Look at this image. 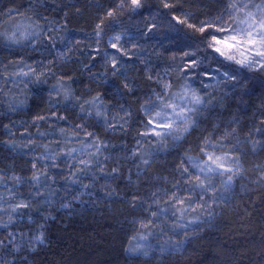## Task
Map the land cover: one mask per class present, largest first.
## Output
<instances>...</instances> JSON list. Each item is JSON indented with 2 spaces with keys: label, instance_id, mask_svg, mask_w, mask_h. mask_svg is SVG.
I'll return each instance as SVG.
<instances>
[{
  "label": "trees",
  "instance_id": "1",
  "mask_svg": "<svg viewBox=\"0 0 264 264\" xmlns=\"http://www.w3.org/2000/svg\"><path fill=\"white\" fill-rule=\"evenodd\" d=\"M260 4L0 0V264H264V63L212 45Z\"/></svg>",
  "mask_w": 264,
  "mask_h": 264
},
{
  "label": "rangeland",
  "instance_id": "2",
  "mask_svg": "<svg viewBox=\"0 0 264 264\" xmlns=\"http://www.w3.org/2000/svg\"><path fill=\"white\" fill-rule=\"evenodd\" d=\"M262 9H264V4L257 5L254 9H244L239 21L232 29H227L223 35L215 37L212 40L213 48L216 51L219 48L220 51L217 52L221 56L241 66H256L260 63H264V56L259 55L260 52H264V47L259 44H248L240 31V29L244 27L240 21L245 19V13L251 11L259 14ZM257 19H259V15H257ZM233 36L236 37V40L232 39ZM196 98L198 97L194 91L188 88H182L178 93L172 95L167 103H163L160 107L161 109L151 117L150 134H152L154 138H162L168 135V133L178 132L181 126L187 121L185 116L187 111L193 107ZM169 105L172 107H169ZM157 113H159V115H157ZM167 123H172L173 127L171 129L164 127ZM156 132L162 133V135L158 136L155 134ZM205 167L212 170H222L224 168H218L217 164L215 165L213 162H209ZM134 243V248L140 251L141 249L139 248H141L142 245L140 240H136Z\"/></svg>",
  "mask_w": 264,
  "mask_h": 264
},
{
  "label": "snow or ice",
  "instance_id": "3",
  "mask_svg": "<svg viewBox=\"0 0 264 264\" xmlns=\"http://www.w3.org/2000/svg\"><path fill=\"white\" fill-rule=\"evenodd\" d=\"M134 4L137 6L139 5V0H132ZM167 7V5H166ZM233 8L239 7L240 9H243L244 7H247V5L241 4V5H232ZM257 15H259V19H257ZM244 27L240 29L241 33L244 35L246 41L250 45H256L259 44L260 46L264 47V9L260 11L259 14L253 13L251 11L245 13V19L240 21ZM117 40L119 37L116 38ZM233 40H236V37H232ZM115 46V45H113ZM217 51H220L218 48ZM259 55L264 56V52H260ZM242 63V61H241ZM199 98H196V103H199ZM169 107H172L169 105ZM159 115V113H157ZM164 127L171 129L173 127L172 123H167L164 125ZM184 131H188V128H185ZM156 135H162V133L156 132ZM169 135L171 133H168ZM209 160H213V157L211 155L208 156ZM219 160V158H217ZM217 160H213V163L217 164L218 168H222L223 164L217 163ZM227 171L231 172L232 169H227ZM231 180V177H229ZM26 206V205H25ZM37 239H42L41 237H38Z\"/></svg>",
  "mask_w": 264,
  "mask_h": 264
}]
</instances>
